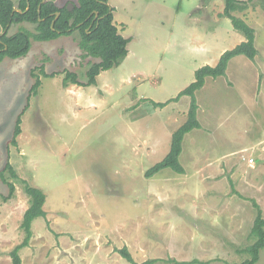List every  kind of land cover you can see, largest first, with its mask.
Instances as JSON below:
<instances>
[{"label":"rangeland","instance_id":"374dc122","mask_svg":"<svg viewBox=\"0 0 264 264\" xmlns=\"http://www.w3.org/2000/svg\"><path fill=\"white\" fill-rule=\"evenodd\" d=\"M237 1L244 8L232 14L254 29L257 54L231 58L224 75L207 77L195 92L200 128L184 135L181 174L145 172L167 154L190 97L163 107L151 101L174 98L196 69L214 66L244 40L223 15L225 0H108L128 54L93 85L62 83L65 71L86 82L96 61L81 56L75 28L52 40L30 38L25 55L0 62V169L8 158L18 176L5 172L15 185L7 199L0 180V264H11L9 252L23 238L24 180L45 193L46 217L33 220L21 264H131L115 251L123 246L134 261L154 264L247 258L252 200L264 218V0ZM19 27L34 24L12 23L5 32ZM254 264H264V247Z\"/></svg>","mask_w":264,"mask_h":264},{"label":"trees","instance_id":"16d2710c","mask_svg":"<svg viewBox=\"0 0 264 264\" xmlns=\"http://www.w3.org/2000/svg\"><path fill=\"white\" fill-rule=\"evenodd\" d=\"M107 2L108 0H77L72 6V9L69 10L67 5L59 7L49 0L43 2L42 0H20L17 7L19 10L12 12L14 8L12 0H0V27L4 31L0 35V62L5 57L18 58L25 55L29 49L30 38L37 41L52 40L60 35L70 34L75 28L80 33L78 46L82 50L81 56L92 57L96 61L91 62L86 70V82L81 83L76 73L65 71L62 83L64 86H67L69 82L85 86L95 84L96 76L101 71L118 66L128 54L126 46L129 39L119 33L117 26L113 22V8ZM243 8L244 6L239 4L237 0H225L223 15L229 18L232 27L244 36V40L236 44L233 48L225 50L214 66L206 64L196 69L194 72V80L179 91L174 98L164 102L151 101L154 107H163L170 101H177L181 96L186 95L190 97L186 120L171 133L170 147L167 154L146 170L145 175L147 177L154 175L164 168H170L180 174L184 172L183 166L179 162V155L182 151V140L187 132H190L194 128H200V123L197 119L198 105L195 92L203 86L207 77L215 78L224 75L231 58L243 55L248 59H254L256 56L257 49L254 45V29L243 19L232 14L233 11L242 10ZM56 12H59L57 17L55 15ZM23 21L33 23V31L19 27L14 34H6L5 31L12 23H20ZM41 70L44 72L43 68ZM54 75L55 72H44V76L46 77H52ZM40 83V79L37 78L32 84L30 88L32 94L37 93ZM27 106L28 104L25 105V109ZM20 124L21 115L16 117L12 137L8 141L13 145H17V136L21 132ZM5 172L12 179L18 178L8 158L3 168L0 169V180L8 189L7 196L3 198L7 199L12 196L15 185L7 179ZM23 182L24 191L28 196V206L23 212L20 223L23 238L9 252L11 264H21L19 251L29 245L32 237L33 220L38 217H46V212L43 207L46 199L45 193L40 188L30 185L27 181L24 180ZM252 204L257 212L250 230L254 240L243 249V252L247 254V258L239 263L233 264H254L259 258L261 249L264 247V218L262 217L257 202L252 200ZM115 251L131 264H154L158 261V259L153 258L136 262L133 260L126 246L117 248ZM170 262L174 264L206 263L196 259L191 261L170 260Z\"/></svg>","mask_w":264,"mask_h":264},{"label":"water","instance_id":"95a60500","mask_svg":"<svg viewBox=\"0 0 264 264\" xmlns=\"http://www.w3.org/2000/svg\"><path fill=\"white\" fill-rule=\"evenodd\" d=\"M44 0H42V2H43ZM67 8L69 9V10H71L72 9V4L70 3V4H68L67 5ZM15 10H19L18 8H13V11L12 12H14ZM55 15H56V17L59 15V12H56L55 13ZM53 24V23H52Z\"/></svg>","mask_w":264,"mask_h":264}]
</instances>
